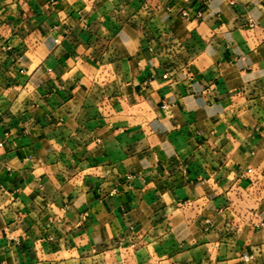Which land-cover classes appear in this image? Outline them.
<instances>
[{
    "label": "crops",
    "instance_id": "crops-1",
    "mask_svg": "<svg viewBox=\"0 0 264 264\" xmlns=\"http://www.w3.org/2000/svg\"><path fill=\"white\" fill-rule=\"evenodd\" d=\"M0 141V264H264V0H0Z\"/></svg>",
    "mask_w": 264,
    "mask_h": 264
},
{
    "label": "built area",
    "instance_id": "built-area-1",
    "mask_svg": "<svg viewBox=\"0 0 264 264\" xmlns=\"http://www.w3.org/2000/svg\"><path fill=\"white\" fill-rule=\"evenodd\" d=\"M183 15L184 16H186L187 18H190V16H189V14H188V12H183ZM201 16V13H199V17ZM169 76H170V74L168 73V72H166L164 75H163V77L165 78V79H168L169 78ZM169 107H170V105L169 104H167V103H164L163 105H162V108L163 109H169ZM3 146V143L0 141V148ZM253 171V169L252 168H250L249 170H248V172L249 173H251ZM253 185H255L256 187H258V179L256 180H253ZM117 192V189L115 188V189H113L112 190V192L111 193H116ZM209 223L211 222L210 220L208 221ZM260 225L262 226V225H264V222L262 221V222H260ZM249 258H253V255H251V256H249Z\"/></svg>",
    "mask_w": 264,
    "mask_h": 264
}]
</instances>
